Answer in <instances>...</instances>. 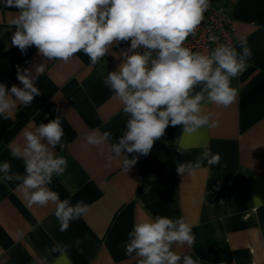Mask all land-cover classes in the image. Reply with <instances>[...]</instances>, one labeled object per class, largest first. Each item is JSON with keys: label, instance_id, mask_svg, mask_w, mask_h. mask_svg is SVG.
<instances>
[{"label": "crops", "instance_id": "0c3cea01", "mask_svg": "<svg viewBox=\"0 0 264 264\" xmlns=\"http://www.w3.org/2000/svg\"><path fill=\"white\" fill-rule=\"evenodd\" d=\"M216 1L231 7L233 46L239 51L245 37L252 51L231 82L235 102L227 108L206 104L211 121L193 133L169 126L147 156L122 152L138 156L127 173L123 157L109 160L110 145L127 120L121 102L103 84L122 62L116 45L114 54L95 65L83 52L68 63L45 62L34 46L21 53L11 45L18 10L0 6V83L23 87L17 74L27 70L40 90L30 105L16 101L8 119L0 116V163L10 162L12 172L23 175V161L12 158L9 145L23 143V129L59 115L64 146L57 145L55 153L68 166L49 187L61 200L89 206L62 232L54 205H31L18 182L0 181V264H138L135 254H125L128 232L156 215L183 217L192 225L194 245L175 250L201 264H264V0ZM94 130L110 131L112 139L102 148L85 147ZM205 147L219 154L218 164L204 162L193 174L177 172V163H195ZM54 244L68 245L63 256L50 251Z\"/></svg>", "mask_w": 264, "mask_h": 264}, {"label": "clouds", "instance_id": "9594fccd", "mask_svg": "<svg viewBox=\"0 0 264 264\" xmlns=\"http://www.w3.org/2000/svg\"><path fill=\"white\" fill-rule=\"evenodd\" d=\"M210 4L211 0H7L9 7L18 10L11 22L15 28L11 45L21 53L34 46L45 62L68 63L83 52L95 65L114 54V45L130 42L120 52L122 62L103 78L127 117L123 134L110 145L109 160L123 157L127 173L138 156L130 159L122 152L147 156L169 126H183L184 132L193 133L211 121L212 113H204L206 104L227 108L236 100L238 93L231 82L252 56L247 39L240 37L239 51L231 44H218L210 52L185 46ZM44 66H37L36 72ZM17 79L23 87L13 84L9 89L0 83V116L5 119L16 101L28 106L40 95L35 77L27 70L18 71ZM21 136L22 144L13 142L9 147L12 158L23 161L24 174L12 172L11 163L4 161L0 181L18 182V190L31 205H54L60 231H66L89 206L82 200L75 204L61 200L49 187L53 177L63 175L68 166L67 159L55 153L57 145L64 146L60 116L23 129ZM111 139L110 131L94 130L86 136L85 147L102 148ZM219 161V154L205 147L195 163H177V172L193 174L204 162L214 166ZM80 243L76 241L77 246ZM194 243L192 225L183 217L146 216L128 232L125 254H135L138 264H201L199 258L175 250ZM67 248L54 244L50 251L63 256Z\"/></svg>", "mask_w": 264, "mask_h": 264}, {"label": "built area", "instance_id": "2783aa9c", "mask_svg": "<svg viewBox=\"0 0 264 264\" xmlns=\"http://www.w3.org/2000/svg\"><path fill=\"white\" fill-rule=\"evenodd\" d=\"M0 6H8L7 0H0ZM211 37L216 39L212 40ZM234 42L231 7L211 0L210 7L204 13V20L196 29L195 34L187 38L185 46L193 51L210 52L218 44L234 45ZM129 46L130 42H121L116 46V50L120 54Z\"/></svg>", "mask_w": 264, "mask_h": 264}]
</instances>
